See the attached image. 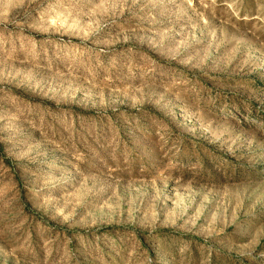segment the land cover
Returning <instances> with one entry per match:
<instances>
[{"label": "rangeland", "instance_id": "obj_1", "mask_svg": "<svg viewBox=\"0 0 264 264\" xmlns=\"http://www.w3.org/2000/svg\"><path fill=\"white\" fill-rule=\"evenodd\" d=\"M0 264H264V0H0Z\"/></svg>", "mask_w": 264, "mask_h": 264}]
</instances>
